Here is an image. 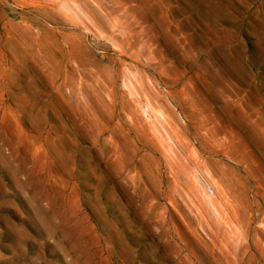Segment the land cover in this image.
I'll return each mask as SVG.
<instances>
[{
    "label": "rangeland",
    "instance_id": "1",
    "mask_svg": "<svg viewBox=\"0 0 264 264\" xmlns=\"http://www.w3.org/2000/svg\"><path fill=\"white\" fill-rule=\"evenodd\" d=\"M102 2L0 0V264H264V0Z\"/></svg>",
    "mask_w": 264,
    "mask_h": 264
},
{
    "label": "bare ground",
    "instance_id": "2",
    "mask_svg": "<svg viewBox=\"0 0 264 264\" xmlns=\"http://www.w3.org/2000/svg\"><path fill=\"white\" fill-rule=\"evenodd\" d=\"M85 2L86 5H89L90 7H92L93 11L97 12L98 14H100L102 16V19L105 20L106 15L109 14L107 9H106V5L103 4L102 0H83ZM64 5V4H63ZM68 6V5H67ZM72 7V6H71ZM78 8V6H77ZM68 9H71L70 7ZM72 10H75L74 8ZM71 10V11H72ZM81 10V9H80ZM82 11V10H81ZM83 13V12H82ZM85 14V13H84ZM83 14V15H84ZM73 15V14H72ZM76 17V13L74 14ZM82 15V16H83ZM58 16V14H57ZM84 18V16H83ZM89 18V17H88ZM99 19V18H98ZM103 20V21H104ZM102 21V22H103ZM80 22V21H79ZM110 23V22H109ZM74 28V26H73ZM78 28V27H77ZM105 29V28H104ZM135 31V30H134ZM134 31H131L132 33ZM98 32V31H97ZM137 36L138 38L141 39L142 36H144V29L142 30V28L138 29ZM131 33V34H132ZM100 34V33H99ZM136 34V33H135ZM104 35V34H103ZM130 35V34H129ZM112 37L114 35H111ZM110 36V38H111ZM131 36V35H130ZM102 37V36H101ZM129 38V36H128ZM126 39L129 41V39L132 37H130L129 39ZM135 38V36H134ZM137 38V39H138ZM143 38V37H142ZM145 38V37H144ZM143 38V39H144ZM136 39V40H137ZM109 40V39H108ZM133 40V39H132ZM147 42V39H144ZM110 41V40H109ZM131 41V40H130ZM129 41V42H130ZM135 41V40H134ZM139 43L142 44L141 40H138ZM127 41H125L124 39V44ZM150 44V42H149ZM148 42L145 45H149ZM117 45V44H116ZM130 44L128 43V48L130 49L131 46H129ZM136 45V44H135ZM143 45V44H142ZM115 46V45H114ZM125 46V45H124ZM150 46V45H149ZM117 47V46H116ZM144 47V45H143ZM125 48V47H124ZM127 48V46H126ZM133 45L131 47V51H133ZM128 49V50H129ZM127 50V49H126ZM127 50V51H128ZM129 50V51H130ZM127 51L124 52V56H127L128 54L130 55V53H127ZM140 51V50H139ZM150 53V51H149ZM116 54V53H115ZM128 55V56H129ZM133 55V54H131ZM135 55V53H134ZM132 57V56H131ZM65 67V66H64ZM113 67V66H112ZM115 68V67H114ZM120 69V68H119ZM118 69V70H119ZM112 70V69H111ZM117 69H115L116 71ZM117 70V71H118ZM121 71V70H120ZM62 72V71H61ZM117 75V74H116ZM115 75V76H116ZM61 78V77H60ZM129 79V78H127ZM100 82V80H99ZM126 82V81H125ZM128 85L130 86L131 89H134V87L132 86L130 79L128 80ZM138 85V84H137ZM106 86V85H105ZM66 88V87H65ZM128 88V86L126 87ZM134 91V90H133ZM133 91H131L133 93ZM135 94V92H134ZM109 95V94H108ZM137 95V94H136ZM135 95V96H136ZM134 96V95H132ZM139 97V96H138ZM111 98V97H110ZM141 101V100H140ZM149 100L146 102L148 103ZM149 104V103H148ZM147 104V105H148ZM142 106V105H140ZM152 108V107H151ZM142 109V108H141ZM112 111V110H111ZM143 115H147V112H149V108L145 107V109H143ZM151 113H153L154 115L156 114V110H151ZM150 114V113H149ZM153 115V116H154ZM149 116V115H148ZM156 117V116H154ZM159 117V116H158ZM158 119V118H157ZM148 120V119H147ZM161 124V122L159 123ZM96 127V126H95ZM91 128V127H90ZM98 128V127H97ZM162 128V127H161ZM168 128V127H167ZM164 130V128H162ZM166 129V128H165ZM98 130V129H97ZM151 130V129H150ZM164 132V131H163ZM101 133V132H100ZM166 135V134H165ZM167 136V135H166ZM170 136V135H169ZM102 137V136H101ZM171 137V136H170ZM163 139V138H162ZM166 139V137H165ZM164 139V140H165ZM168 140V139H166ZM172 140V138H170V141ZM168 142V141H167ZM101 143V142H100ZM167 146H171V145H167ZM174 146V145H173ZM176 148V147H175ZM170 150V148H168ZM172 149V148H171ZM172 156V155H170ZM170 158V157H168ZM171 160H175L173 163V166H176L177 164V158L175 159H171ZM177 170L179 171V166L176 167ZM171 170V169H170ZM181 171V168H180ZM182 174H186V175H190L189 173H182ZM191 176V175H190ZM194 179H190L189 183L190 184V188L192 190V193L194 194L195 198L194 200L197 203V206L195 208H190L189 212L190 214H192V216L195 218L199 228L203 231V233H205L206 236L209 237L210 242L214 243L216 241H219L220 238L224 239V240H228L229 238H235V239H231V252L234 253V264H238L240 261L243 262V257L246 255L247 252H249L251 250V245L249 243V241L251 240L249 237V229L248 226L245 227L243 226V222L242 219L239 217V215L232 211L230 208H225L223 206V204L221 203L220 200H222L223 197V193L224 191L222 190V188L218 185V183L214 180H211V184L214 188V190L217 192V197L213 196V190L209 189V193L205 191V189H202L201 185L198 183V181L195 179L196 175H193ZM175 181V180H174ZM177 182V181H175ZM205 183V181H204ZM176 184V183H175ZM174 184V185H175ZM176 187V186H174ZM177 193V192H176ZM219 196V197H218ZM233 197V196H232ZM221 198V199H219ZM241 204V203H240ZM247 207V206H246ZM246 209V208H245ZM169 219V218H168ZM252 221V220H251ZM250 221V222H251ZM245 228L244 230L242 228ZM253 240V239H252ZM218 243V242H217ZM204 244V243H203ZM227 250V249H225ZM224 254V253H223ZM224 256V255H222ZM225 257V256H224ZM223 257V258H224ZM216 259V258H215ZM218 262V261H217ZM198 263V262H196ZM219 263V262H218Z\"/></svg>",
    "mask_w": 264,
    "mask_h": 264
}]
</instances>
